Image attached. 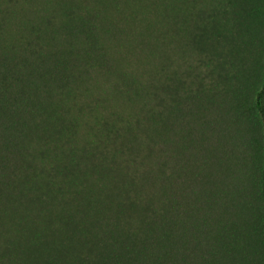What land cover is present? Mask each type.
Returning <instances> with one entry per match:
<instances>
[{
    "label": "trees",
    "instance_id": "16d2710c",
    "mask_svg": "<svg viewBox=\"0 0 264 264\" xmlns=\"http://www.w3.org/2000/svg\"><path fill=\"white\" fill-rule=\"evenodd\" d=\"M74 13L46 45L39 28L23 51L0 45V264H264V74L229 85L196 56L175 94L182 60L158 84L123 71L111 88L143 98L140 118L79 143L75 112L102 98L72 84L114 63L95 14Z\"/></svg>",
    "mask_w": 264,
    "mask_h": 264
},
{
    "label": "rangeland",
    "instance_id": "374dc122",
    "mask_svg": "<svg viewBox=\"0 0 264 264\" xmlns=\"http://www.w3.org/2000/svg\"><path fill=\"white\" fill-rule=\"evenodd\" d=\"M85 11L97 17L96 38L108 51L114 69L95 71L92 80L83 78L72 84L76 91H83L89 97L100 93L102 98L101 103L93 104L92 114L75 112L80 125L79 143L91 139L89 128L114 114L119 116L115 123H122L123 117H127L124 120L127 125L138 119L143 98L111 88L123 71L136 85L158 84L170 78L168 75L173 74L180 60L185 63V69L198 56L204 57V63L214 69L216 76L220 73L228 77L230 71L229 85L247 75L257 78V84L263 79L264 0H0V45L23 51L31 41L32 28L43 30L36 40L46 45L49 35L56 33L72 12ZM59 38L63 39L60 35ZM62 44L74 48L83 45L77 37ZM150 48L154 51H147ZM160 56L168 64L166 72L159 69ZM245 56L257 58L242 61L245 64L236 72L235 67L226 70L230 60L237 62ZM187 71L189 67L183 73L185 81H176L170 93L185 94L192 89L197 80H193V72L192 75ZM261 103L264 109V93ZM71 106L79 109L74 103Z\"/></svg>",
    "mask_w": 264,
    "mask_h": 264
}]
</instances>
